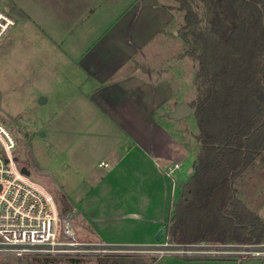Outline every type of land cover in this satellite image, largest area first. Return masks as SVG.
Segmentation results:
<instances>
[{
    "label": "rangeland",
    "instance_id": "374dc122",
    "mask_svg": "<svg viewBox=\"0 0 264 264\" xmlns=\"http://www.w3.org/2000/svg\"><path fill=\"white\" fill-rule=\"evenodd\" d=\"M17 1L21 3V0ZM174 15L175 22H178L177 17L182 21L181 23L179 21L178 26L175 24L179 33L185 23V12L180 10V4L176 0H174ZM64 18L66 21L65 14ZM48 21L53 23L58 22V19L55 17L54 20ZM13 22L11 30L9 29L0 41V123L13 133L17 141L19 157L21 150L26 149L28 160L25 163L19 162V165L26 166L31 171L29 176L31 180L53 194L57 200L60 195L67 197L73 210L66 214L62 211L61 205L59 208L62 216L75 224L80 241L111 246L117 245L113 242L137 241L138 238L134 236L143 229L145 221L136 217H115V214L129 216L130 213H116L114 209L123 199V196H119V189L123 191L126 187L132 188L133 184L138 182L132 180L130 169L128 173L122 174V167L130 166L126 162L120 166L116 174L128 178L120 179L114 175L109 177V173L113 171V161L117 160L115 158H122V155L130 150L133 140L129 135L135 137L139 132L135 131L139 125L150 124L149 128H151L161 119L163 123H173L172 127H177L174 128L175 132L176 129L179 130L178 134L174 132V135L180 140L183 139L189 146V153L182 160L179 158V163L170 164L171 169L176 164L180 169L174 168L171 175L164 174L166 186L169 188L173 185L170 176L179 185L184 184L191 177V170L201 147L194 110L181 120H170L157 115L151 124L149 114L144 116L132 114L126 106L128 100L114 95V88L108 92L111 97L96 91L101 83L94 81L95 78L87 82L83 69L80 66L78 67L81 69L75 67L76 63L67 60L63 50L54 43V45L52 42L49 43L32 25L23 23L17 15L16 21L13 19ZM164 42L166 43L165 38L159 36L154 40V45L161 50ZM167 43V56L163 52L156 53L155 61L158 66L177 63L176 60L167 59L171 54L181 52L179 43L182 42L175 36L171 39L168 37ZM119 44V48L116 49L118 54L112 55L113 57L108 54V46H104L105 54L101 64L105 68L101 70L98 80H103L109 71L116 69L113 65L109 66L110 63H118V65L125 63V60L121 59L123 53L120 49L125 42L119 41ZM183 44L184 53L187 45L185 42ZM116 50H112L113 53ZM142 60L136 57L135 63H142ZM199 68L198 61L189 57L188 74L183 71L181 90L176 95L178 99L170 101L168 106V108L174 106L173 112L178 104L190 105L196 101L200 85ZM123 73L124 70L120 71L115 78L119 80ZM159 92H161L160 85ZM115 106L119 107L121 112L116 113L113 110L112 113L105 109ZM128 129L130 132H125ZM136 152V150L132 151L131 156ZM103 163H107V166ZM234 187L239 200L264 221V151L257 162L235 182ZM122 194L125 196L124 191ZM170 215H174L173 210ZM169 222L170 220L164 222L165 227ZM174 245L178 248H174ZM185 245L192 246L190 253L183 251L182 247ZM213 245H233L239 248H235L234 252L237 253L232 255L202 253L213 249ZM122 246L125 249L122 253L112 254L18 257L1 253L0 264H99L101 259L117 262L140 260L146 264H201V261L205 260L238 259H251L252 261L247 264L264 262V241L253 243L252 246L256 249L251 255H244L238 253L243 251L241 247L246 246L243 243L222 244V242L210 241L190 244L169 243L165 230L160 241L152 240L147 244H122ZM193 249L198 250L193 251ZM194 258L199 260H189ZM186 259L196 262H188Z\"/></svg>",
    "mask_w": 264,
    "mask_h": 264
},
{
    "label": "trees",
    "instance_id": "16d2710c",
    "mask_svg": "<svg viewBox=\"0 0 264 264\" xmlns=\"http://www.w3.org/2000/svg\"><path fill=\"white\" fill-rule=\"evenodd\" d=\"M176 1L185 12L179 36L187 49L180 57L200 64L199 95L190 106L201 147L166 226L167 240L261 243L264 221L239 200L234 184L264 151V0ZM58 201L64 213L73 210L64 195Z\"/></svg>",
    "mask_w": 264,
    "mask_h": 264
},
{
    "label": "crops",
    "instance_id": "0c3cea01",
    "mask_svg": "<svg viewBox=\"0 0 264 264\" xmlns=\"http://www.w3.org/2000/svg\"><path fill=\"white\" fill-rule=\"evenodd\" d=\"M0 6L15 21L16 15L19 16L23 23L32 25L45 36L49 43L52 42L63 50L67 60L76 63L75 67L78 69H83L87 82L95 78L94 81L101 83L96 91L111 97L108 92L114 88V95L128 100L126 106L132 114L141 116L149 114L151 124L157 115L172 120L170 115L173 113L174 106L169 108L168 106L170 101L177 98L176 95L180 93L184 79L183 71L185 70L188 74L189 64L188 56L184 58L179 56L183 53L184 41L175 28L182 21L177 17L178 22H175L174 0H21V3L17 0H0ZM64 14L66 21H64ZM55 17L58 22L48 21L54 20ZM159 36L164 37L166 41L162 44L161 50L154 45V40ZM175 36L182 42L179 43L182 50L177 54H171L167 60H176L177 63L158 66L155 61L156 53L163 52L167 56V39ZM119 41L125 42V45L120 47L123 53L121 59H124L125 63L120 65L110 63L109 66L113 65L116 69L109 71L103 80H98L101 70L105 68L101 64L105 54L104 46H108V54L113 57L118 54L116 49L120 46ZM125 48L128 50L125 51ZM112 50H116V54ZM136 57L143 59V62L135 63ZM122 70L124 73L117 80L115 77ZM159 85L161 92H159ZM159 99H161L160 102H157ZM105 109L112 113L113 110L116 113L121 112L116 106ZM149 126L150 124L139 125L135 130L139 131L138 134L135 137L129 135L133 145L125 155H122V158H115L117 160L113 161V171L109 173V177L114 175L120 179L128 178L122 174L128 173L130 169L132 180L138 182L133 184L132 188L123 189L125 196L119 189V196H123V199L119 201L120 204L114 211L130 214L129 216L115 214V217H136L145 221L143 229L136 232L134 236L138 238L137 241L113 242L117 245L147 244L156 240L159 230L166 225L164 222L167 223L173 218L170 213L172 210L174 212L175 204L180 199L183 184L179 185L170 176V182L173 185L168 188L164 174L171 175L170 164L179 163L178 159L182 160L189 153V146L183 139L180 140L174 135V128L177 127L173 128V123L166 124L160 119L151 128ZM178 131L176 129L175 133L178 134ZM135 150L137 152L131 156L132 151ZM124 162L129 163L130 166L122 167V174L117 175L116 171ZM179 169L176 168V170ZM192 172L193 168L191 174ZM112 190H114L113 186ZM58 204L60 205L59 202ZM71 224L78 233L75 224L73 222ZM186 261L196 262L188 259ZM251 261V259L205 260L201 261V264H247Z\"/></svg>",
    "mask_w": 264,
    "mask_h": 264
},
{
    "label": "built area",
    "instance_id": "2783aa9c",
    "mask_svg": "<svg viewBox=\"0 0 264 264\" xmlns=\"http://www.w3.org/2000/svg\"><path fill=\"white\" fill-rule=\"evenodd\" d=\"M13 24L11 16L0 6V41ZM18 158L13 133L0 123V254L77 256L122 253L125 250L122 245L80 241L71 221L62 216L56 197L22 172L23 166L19 165ZM173 172L174 169L170 170V174ZM213 246L202 253L232 255L237 253L235 248H239ZM241 248L243 251L238 253L244 255H251L256 249L252 244ZM182 249L190 253L192 246L185 245Z\"/></svg>",
    "mask_w": 264,
    "mask_h": 264
},
{
    "label": "water",
    "instance_id": "95a60500",
    "mask_svg": "<svg viewBox=\"0 0 264 264\" xmlns=\"http://www.w3.org/2000/svg\"><path fill=\"white\" fill-rule=\"evenodd\" d=\"M192 111H193V109L191 108L190 105H188L186 103H181V104H178L175 107V111L173 113H171L170 116L174 120H181L186 115L187 116L190 115ZM17 160L20 161V162H23V163H25L28 160L27 155H26V149L25 148H23L21 150L20 157ZM22 172L24 174H26L27 176H30L31 175V171L26 166H23ZM164 232H165V229L164 228L160 229V231L158 232V234H157V236L155 238L156 241H160L161 240Z\"/></svg>",
    "mask_w": 264,
    "mask_h": 264
}]
</instances>
